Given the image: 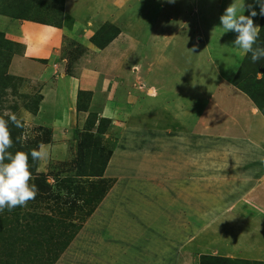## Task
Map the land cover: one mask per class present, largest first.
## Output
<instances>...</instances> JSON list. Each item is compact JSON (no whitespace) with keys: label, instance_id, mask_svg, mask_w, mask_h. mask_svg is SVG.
<instances>
[{"label":"rangeland","instance_id":"rangeland-1","mask_svg":"<svg viewBox=\"0 0 264 264\" xmlns=\"http://www.w3.org/2000/svg\"><path fill=\"white\" fill-rule=\"evenodd\" d=\"M65 2L0 0V33L3 16L16 12L42 22L54 10L63 16L59 9ZM89 2L72 0L70 5L81 12ZM26 3L39 7L30 14L23 8ZM233 3L238 15L255 10L254 24L260 27L256 0H108L104 16L92 26L93 36L105 24L124 35L122 44L102 52L111 68L97 71L126 94L123 111L133 110L137 101L131 121L139 129L134 132L129 115L123 114L98 133L100 121L93 126L89 114L104 105L71 120L55 118L49 100L43 102L42 79L8 76L5 66L12 63V54L0 55V117L9 120L13 139L26 136L10 149L23 146L31 153L46 145L48 158L33 163L32 172L52 187L50 196L12 211L5 208L0 218L15 221L16 216L17 228L25 229L35 224L33 217L44 216L40 221L49 227L43 243L51 250L42 251L51 262L58 258L54 264H201L215 250L227 256L233 243L248 246L246 236L255 231L252 239L264 247V140L260 134L245 135L251 123L244 112L253 103L234 85L247 53L233 46L237 33H226L220 23ZM58 17L53 24H60ZM67 44L61 56L67 57L69 71L89 66L86 54L96 56L81 42ZM14 49L13 54L21 47ZM119 68H126L123 75L115 73ZM104 86L101 82L95 91ZM108 108L112 111L114 103ZM12 115L22 128L12 124ZM90 135L93 139H86ZM83 142L90 153L82 151ZM106 160L107 168L97 172ZM74 201H82L81 206L73 208ZM13 226L0 233V264H32L30 244Z\"/></svg>","mask_w":264,"mask_h":264},{"label":"crops","instance_id":"crops-1","mask_svg":"<svg viewBox=\"0 0 264 264\" xmlns=\"http://www.w3.org/2000/svg\"><path fill=\"white\" fill-rule=\"evenodd\" d=\"M70 1L72 0H66L63 9H59L63 16L60 15L61 17H58L56 14L57 11L55 12L54 10L47 15L50 20L46 19L42 22L31 18L17 19L10 16H3L4 28L1 29V31L4 33L5 41L10 42V51L14 49L15 46L21 47V50L15 54L12 53L11 57H13V60L12 63L8 65L9 67H7V75L14 77L22 76L28 80L35 77H38L39 80L42 79V83H40V81L38 82L45 88V91L41 93L43 102H45L44 99L49 100L47 102H49L54 109L50 114L56 115L55 118L58 116L59 120H71L73 116L88 115L90 110H95L100 105H104V108L97 113L99 119L117 120L119 117L124 118V115H129V123L135 126L132 127L134 132L135 129H139V127L135 125L138 124V122L133 123L131 121L136 115V113H134V107L137 105V101L133 103L134 106L131 103L133 110L127 109V112L126 110L123 111L122 104L126 98V94L118 89L115 90L116 86H118V84H115L116 81L109 78L106 79V77H103L104 74L98 73L99 70L105 69L108 71V69L111 68L108 60L103 61L102 55L104 53L102 52L107 50V48L120 44V40L124 33L120 32L121 35H119L121 37H117L102 51L98 50L96 46L94 47L91 42L93 37L92 26L96 24L101 16H104V13L107 11L108 0H90L91 2H89V4L87 3V6L88 9L96 7L94 12L88 11V9L79 12L77 9L80 7L71 6ZM92 13H95L93 17L89 15ZM30 14H32V12ZM55 17L61 19V25L53 24L52 20ZM72 21L74 24H72L73 26L70 25ZM69 40L71 43L76 41L83 43V47L87 48L88 52H91L90 54L96 55L95 57H91V55L86 54V57H83L84 63L90 64L89 66L83 65L82 68L79 69L77 65V68L74 67L71 68L70 71L68 70L66 67V63L68 62L66 59L67 57L61 56V50L64 46L68 45L67 43ZM36 57H38V61L32 60L37 59ZM25 67H27V69ZM125 69L126 68H119L114 72L116 74L121 72L120 74L123 75V70ZM101 82L105 84L104 89L95 91V87L100 86ZM79 91L93 92L88 111H77L76 105ZM110 103H114L112 111L108 108ZM252 103L253 105L244 112V119L246 122L251 123L248 126L251 127V129L249 133H245V135H253L255 138H260V136H257L260 134L264 140V115L253 101ZM62 105H65V107L61 108ZM41 113L42 111L40 110L38 116ZM260 144L264 146L263 143ZM243 227H245V225ZM255 235L256 231L251 234V236ZM251 236H246L249 242L248 246H240L236 243L229 245L227 247V256L220 255L217 250L212 254H208V256L229 257L234 260L240 259L242 261L264 264V247L260 246L261 242L253 240ZM242 247H246V251H244Z\"/></svg>","mask_w":264,"mask_h":264},{"label":"trees","instance_id":"trees-1","mask_svg":"<svg viewBox=\"0 0 264 264\" xmlns=\"http://www.w3.org/2000/svg\"><path fill=\"white\" fill-rule=\"evenodd\" d=\"M41 1L45 2L46 0H41ZM38 2H39V0H38ZM36 6L39 7V3L38 4H27L26 3V6L23 8H24V10H26V11L28 10L29 12H31V10H33ZM53 7H55V5ZM61 9H63V6H61L60 10ZM10 15H11L10 17L17 18V19H25L26 18V17H24L23 14H19L16 12H13ZM59 25H61V22ZM119 34H120V29L118 27H116L115 25L113 26L112 24H105L92 37L91 42L93 44H95L98 48L105 49L119 36ZM9 44H10V42L5 41L4 33H0V55L4 56V55L8 54L10 56L13 53L12 50L10 51L11 47L9 46ZM255 46L264 47V15H261L259 39L257 40V44L254 45V47ZM2 48H4V50L6 52H3ZM243 60L244 61L241 65V68H240V70L236 76L235 81H234V85L238 89H240L242 92H244L255 103V105L260 109V111L264 115V78L257 79V73L258 72L264 73V58L253 63L251 60V53H247ZM7 66L8 65H6L5 67H7ZM6 89H7L6 87H3L2 93H4V91ZM92 95L93 94L90 91L89 92L88 91H79L78 96H77L78 97V105H77L78 111H88V109L90 107ZM41 100H42V98L39 97V99L37 100L36 106H35L36 109H35L34 113L38 112ZM91 118L94 119V123H92L93 126L95 125V123L97 121H100L99 122L100 124L98 125V133H102L103 131L106 130L105 129L107 127L106 125L109 124V121L107 119H103V118L99 119L97 114L90 113L88 120H90ZM86 139H93L92 135L88 136ZM13 141H14V144L20 143V142H16V138L13 139ZM84 141H87V140H84ZM45 142H48V141L46 140ZM87 144H88L87 142L81 143L82 151L85 152L84 154H88L91 152L90 145H87ZM22 147L23 146H20L18 151H24V152L28 153L27 148L24 149ZM85 149H87V151H85ZM9 152L15 154V152H17V151L13 152L11 149H9ZM28 154L30 157V153H28ZM84 157H85V155L83 156V158ZM37 162L38 161H32L31 157H30V163L31 164L34 163L37 165ZM95 163H96V155H95V158L93 156V165ZM107 164H108L107 160L104 161L101 165L102 168L101 167H100V169L96 168L97 172L103 173L104 170L107 168ZM33 176L35 177L34 184L39 189V194H37L36 200H39V198L43 199V197H42L43 195H49L50 196L52 187H51V185H49V183H47L46 179L44 177L35 176L34 174H33ZM72 192L73 191L71 190L70 195L73 194ZM70 203L71 202H69V201L66 202V204H70ZM72 205H73V208H79L81 206V205H78L77 201H74V203H72ZM61 212H62L61 210L58 211V213H57V214H59L58 216L62 215ZM43 217L44 216L36 217V218L33 217L32 220H34L35 224L27 223V225L25 226V229L23 228V225H22L21 229L17 228L18 226H21V224L18 223L20 218H16V216H14L15 221H13L7 217H3L2 218L3 220L0 218V233L4 232L3 230H5L4 228L6 226H8L6 228H9L13 224H14L13 227L15 229H17L16 232L19 229L22 230V231H20V234H23V235L20 236V239L25 240L24 243L29 242L30 246L27 250L28 253L25 252L24 250H22L21 252H25V253H27V255H30L31 253L33 254L31 256V257H33V259H31L32 264H46V263L54 264L56 259H58V258H55L54 262H51L49 255L46 256L42 251V247L47 248V251H49V252L51 250L50 248L48 249V247L44 244L45 242L43 243V239H44L43 235L46 234L48 227H49L46 222L40 221L43 219ZM15 222H16V224H15ZM36 242H37V245L35 246L36 250H35V252H32L31 248L34 245V243H36ZM39 249L41 250V252H39ZM23 255H26V254H23ZM59 256H57V257H59ZM201 264H255V263L250 262V261H233L232 262L231 259H225L223 257L206 256V260H204Z\"/></svg>","mask_w":264,"mask_h":264},{"label":"clouds","instance_id":"clouds-1","mask_svg":"<svg viewBox=\"0 0 264 264\" xmlns=\"http://www.w3.org/2000/svg\"><path fill=\"white\" fill-rule=\"evenodd\" d=\"M174 3L175 0H169ZM260 5V15H264V0H256ZM236 4L230 5L220 17L221 27L227 32L237 33L233 46L245 53H251L253 63L264 58V47L255 46L259 39L260 27L254 24L253 17L257 16L255 10L249 16L238 15ZM192 52L196 48L191 49ZM264 78V73L258 72L257 79ZM12 124L17 128L23 125L15 115L10 117ZM26 136L22 134L16 137V142H23ZM12 133L9 128V120L0 117V212L5 208L12 211L16 207H25L34 200L39 192L38 187L31 183L34 179L32 172V161H43L48 158L47 146L40 144L38 149L31 150L29 154L17 151L15 154L9 152L13 147ZM82 203V201H78Z\"/></svg>","mask_w":264,"mask_h":264}]
</instances>
